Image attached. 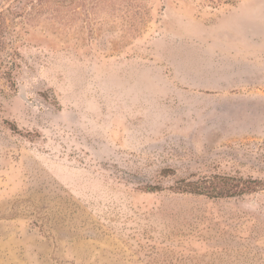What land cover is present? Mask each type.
I'll use <instances>...</instances> for the list:
<instances>
[{
	"label": "rangeland",
	"instance_id": "rangeland-1",
	"mask_svg": "<svg viewBox=\"0 0 264 264\" xmlns=\"http://www.w3.org/2000/svg\"><path fill=\"white\" fill-rule=\"evenodd\" d=\"M0 264H264V0H0Z\"/></svg>",
	"mask_w": 264,
	"mask_h": 264
},
{
	"label": "trees",
	"instance_id": "trees-1",
	"mask_svg": "<svg viewBox=\"0 0 264 264\" xmlns=\"http://www.w3.org/2000/svg\"><path fill=\"white\" fill-rule=\"evenodd\" d=\"M257 181H245L243 179L223 176L214 180L204 179L201 182H188L187 185L176 187L180 194H191L208 198H234L250 194L259 187ZM145 190L149 193L161 190L158 186H148Z\"/></svg>",
	"mask_w": 264,
	"mask_h": 264
}]
</instances>
